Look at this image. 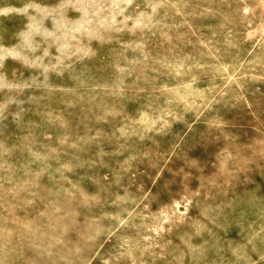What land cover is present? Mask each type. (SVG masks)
<instances>
[{"label":"rangeland","instance_id":"374dc122","mask_svg":"<svg viewBox=\"0 0 264 264\" xmlns=\"http://www.w3.org/2000/svg\"><path fill=\"white\" fill-rule=\"evenodd\" d=\"M0 264H264V0H0Z\"/></svg>","mask_w":264,"mask_h":264}]
</instances>
